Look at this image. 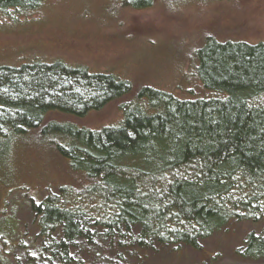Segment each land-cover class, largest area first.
<instances>
[{
	"label": "trees",
	"instance_id": "obj_1",
	"mask_svg": "<svg viewBox=\"0 0 264 264\" xmlns=\"http://www.w3.org/2000/svg\"><path fill=\"white\" fill-rule=\"evenodd\" d=\"M42 1L0 0V12L27 13ZM154 1L132 2L144 8ZM197 57L195 77L208 97L144 87L117 124L97 130L49 117L83 119L128 96L131 84L61 63L0 66V138L32 139L71 179L30 202L36 249L9 264H88L84 256L97 253L119 263L165 248L199 251L239 223L263 227L245 236L236 256L264 260V43L207 37Z\"/></svg>",
	"mask_w": 264,
	"mask_h": 264
},
{
	"label": "rangeland",
	"instance_id": "obj_2",
	"mask_svg": "<svg viewBox=\"0 0 264 264\" xmlns=\"http://www.w3.org/2000/svg\"><path fill=\"white\" fill-rule=\"evenodd\" d=\"M132 1L43 0L39 8L27 13L0 12V66L61 63L131 84L128 96L83 119L49 117L97 130L117 124L121 108L144 87L179 99L208 97L210 93L195 77L197 52L207 37L219 42L264 43V0H155L144 8ZM70 182L66 166L52 151L39 148L30 138H0V263L9 264L13 256L22 260L26 250L36 249L30 202ZM262 227L232 224L203 241L199 251L165 248L119 263L97 253L84 256V261L264 264V260H245L235 254L245 236L258 234Z\"/></svg>",
	"mask_w": 264,
	"mask_h": 264
}]
</instances>
